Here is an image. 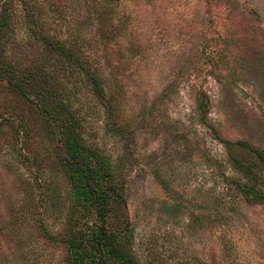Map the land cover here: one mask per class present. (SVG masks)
Here are the masks:
<instances>
[{
	"label": "rangeland",
	"instance_id": "rangeland-1",
	"mask_svg": "<svg viewBox=\"0 0 264 264\" xmlns=\"http://www.w3.org/2000/svg\"><path fill=\"white\" fill-rule=\"evenodd\" d=\"M94 1L0 0V16L8 12L0 62H46L52 53L34 23L50 39L76 42L98 65L107 96L115 94V120L88 79L66 71L60 83L84 137L122 172L136 259L264 264V201L242 195L232 155H243L227 144L264 149V0H142L141 46L119 90L101 63ZM27 122L32 132L24 137ZM40 123L1 76L0 264H67L69 187Z\"/></svg>",
	"mask_w": 264,
	"mask_h": 264
},
{
	"label": "trees",
	"instance_id": "trees-1",
	"mask_svg": "<svg viewBox=\"0 0 264 264\" xmlns=\"http://www.w3.org/2000/svg\"><path fill=\"white\" fill-rule=\"evenodd\" d=\"M141 4L142 0H95L93 3L98 23L95 33L105 51L101 63L113 72L112 86L117 90L119 80L124 78V71L141 46ZM7 13H1V28ZM32 26L34 35L43 41L45 53L52 55L46 62L2 59L0 77L6 79L11 93L34 113L44 132L56 142L57 160L69 187L65 236L61 239L67 251V264H164L141 262L133 256L131 230L124 210V177L115 163L84 137L81 117L66 97V86L60 83L61 74L76 72L88 79L91 91L106 102L108 117L114 120L115 94L107 96L98 65L80 54L76 42L50 39L38 31L34 23ZM199 110L205 117L207 102H202ZM7 119L11 120V117ZM29 125L28 122L25 126L20 123L22 136L32 132ZM227 144L243 155L241 158L232 155L235 169L243 175L244 182L243 179L238 181L242 195L251 203L263 202L264 149L245 140L227 141ZM155 177L163 188H168L159 172Z\"/></svg>",
	"mask_w": 264,
	"mask_h": 264
}]
</instances>
